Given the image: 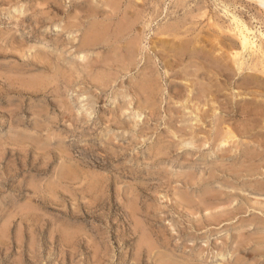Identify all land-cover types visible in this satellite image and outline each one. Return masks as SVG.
Wrapping results in <instances>:
<instances>
[{
    "label": "rangeland",
    "instance_id": "obj_1",
    "mask_svg": "<svg viewBox=\"0 0 264 264\" xmlns=\"http://www.w3.org/2000/svg\"><path fill=\"white\" fill-rule=\"evenodd\" d=\"M259 56L248 0H0V264H264Z\"/></svg>",
    "mask_w": 264,
    "mask_h": 264
},
{
    "label": "bare ground",
    "instance_id": "obj_2",
    "mask_svg": "<svg viewBox=\"0 0 264 264\" xmlns=\"http://www.w3.org/2000/svg\"><path fill=\"white\" fill-rule=\"evenodd\" d=\"M50 1V0H49ZM111 1V0H110ZM248 1H250V2H252L253 4H255V5H257L259 8H261L262 10H264V0H248ZM124 4V3H123ZM99 5V4H98ZM128 6V5H127ZM107 8V7H106ZM104 9H105V7H104ZM114 11V10H113ZM131 11V10H130ZM137 11V10H136ZM97 12V11H96ZM88 13V12H87ZM98 13V12H97ZM100 13V12H99ZM106 13V12H105ZM90 14V13H89ZM109 14V13H108ZM112 14V13H111ZM132 13H130L129 15H131ZM140 14V13H139ZM139 14H138V16H139ZM102 15V14H101ZM116 15V14H115ZM121 15H122V12H121ZM134 15H135V13H134ZM127 16H128V14H127ZM135 17H137V15L135 16ZM140 17H141V15H140ZM140 17L138 18V19H140ZM107 18V17H106ZM110 18V17H109ZM131 18V17H130ZM134 18V17H133ZM95 19V18H94ZM111 19V18H110ZM109 19V20H110ZM120 19V18H119ZM137 19V20H138ZM105 20V19H104ZM118 20V19H117ZM78 21V20H77ZM98 21V20H97ZM108 22V21H107ZM72 23V22H71ZM114 23V22H113ZM117 23H118V21H117ZM121 23V22H120ZM123 23H124V21H123ZM129 23V22H128ZM231 23L233 24V28L230 30L231 32H233L234 33V35H236V37L238 38H235L236 40H238L239 41V48H240V51L239 52H234V53H231L230 55H228L227 56V54H226V56L225 55H223L222 53L220 54V56H219V58H216L215 60H214V62L213 63H215V64H218L219 66H221V67H223L225 70L227 69L226 67H224V66H222L221 65V62H223V59L225 60L226 58H232V60H233V62H230V63H234V66L238 69V70H242L243 69V66H244V64H245V62L244 61H242L241 60V58L243 57V55L245 54V52H251L252 53V55H259L260 54V48H258V46H257V44H256V40L254 41V36L252 37V35L253 34H251V31L243 24V23H241L237 18H235V17H232V19H231ZM122 24V23H121ZM125 24V23H124ZM118 25V24H117ZM218 25V24H217ZM211 26V25H210ZM230 26V25H229ZM110 27V26H109ZM109 27L108 26H106V25H104V26H101V25H99L98 23H93L92 25H91V27L89 28V30L87 31V33H86V35H85V42L84 43H86L87 45H95V44H97V43H101V42H104V41H106V39L108 38V36H109ZM114 27V26H113ZM173 27H175V26H173ZM177 27V26H176ZM176 27H175V29H176ZM222 27V26H221ZM87 28V27H86ZM180 28V27H179ZM80 29V28H79ZM113 29V28H112ZM127 28H125V26L124 25H120L119 24V26L116 28V31H115V35H118V34H120V33H122V31L123 30H126ZM131 29V28H130ZM178 29V28H177ZM137 30V29H136ZM169 30V29H168ZM135 31V30H134ZM181 31V30H180ZM169 32H170V30H169ZM177 32V31H176ZM188 32V31H187ZM187 32H186V36L185 37H187ZM192 32V31H191ZM229 32V31H228ZM131 33V32H130ZM134 33H137V32H134ZM133 33V34H134ZM139 33V32H138ZM174 33V32H173ZM190 33V32H189ZM132 34V35H133ZM170 34V33H169ZM114 35V36H115ZM168 35V34H167ZM171 36V35H170ZM176 35H174L173 37H175ZM214 36V35H213ZM169 37V36H168ZM179 37V36H178ZM184 37V38H185ZM196 37V36H195ZM224 37V36H223ZM235 37V36H234ZM128 38V40L130 39V37H127ZM142 38V37H141ZM171 38H172V36H171ZM188 38V37H187ZM197 38V37H196ZM220 38V37H219ZM218 38V41L220 40ZM227 38V37H226ZM114 39V38H113ZM113 39H111V40H113ZM140 39V38H139ZM182 39V38H181ZM191 39H193L192 37H191ZM198 39H199V36H198ZM197 39V40H198ZM217 39V38H216ZM108 40V39H107ZM171 40V39H170ZM177 40V39H176ZM179 40V39H178ZM125 41H127V40H125ZM199 41V40H198ZM197 41V42H198ZM201 41V40H200ZM206 41V40H205ZM209 41V40H208ZM208 41H206L205 43H207ZM217 41V42H218ZM172 42V41H171ZM179 42V41H178ZM191 42V41H190ZM110 43V42H109ZM192 43V42H191ZM223 43V42H222ZM228 43V42H227ZM115 44V43H114ZM179 44V43H178ZM182 44V43H181ZM196 44V43H195ZM200 45L202 44V43H199ZM220 44V43H219ZM119 45H122V43H120ZM194 45V43L191 45V46H193ZM205 45V44H204ZM212 45V44H211ZM235 45V44H234ZM129 47H128V50H130L131 52H134L135 50H136V46H137V43L135 42V41H133V42H130L129 43V45H128ZM196 46V45H195ZM207 45H205V47H206ZM214 46H215V44H214ZM189 47H190V45H189ZM201 47V46H200ZM223 47H224V45H223ZM191 48V47H190ZM215 48H217V47H215ZM225 48H227V47H225ZM229 48H231V47H229ZM202 49H203V47H202ZM221 49V48H220ZM223 49V48H222ZM234 49V48H233ZM214 50H216V49H214ZM228 50V49H227ZM229 50H231V49H229ZM228 50V51H229ZM237 50V49H236ZM239 50V49H238ZM167 51V50H166ZM203 51V50H202ZM209 51V50H208ZM213 51V50H212ZM219 51H221V50H219ZM165 52V51H164ZM214 52V51H213ZM222 52V51H221ZM137 53H138V51H137ZM184 53V52H183ZM214 54V53H213ZM218 54V53H217ZM216 56V55H215ZM245 56V55H244ZM82 58V57H81ZM257 58V57H256ZM258 58H260L263 62H264V57L263 56H259ZM83 59H84V57H83ZM82 59V60H83ZM203 59V58H202ZM204 60V59H203ZM231 60V61H232ZM229 61V60H228ZM248 62V61H247ZM250 62V61H249ZM251 62H254L255 63V61H251ZM256 62H257V60H256ZM203 64H205V62L203 63ZM202 64V65H203ZM225 64V63H224ZM227 64V63H226ZM225 64V65H226ZM248 64V63H247ZM252 64V63H251ZM254 64H252V66H253ZM213 66V65H212ZM246 66V65H245ZM244 66V67H245ZM258 66V65H257ZM259 67H261V66H259ZM246 68V67H245ZM258 69V68H257ZM260 69V68H259ZM213 70H214V67H213ZM224 70V71H225ZM235 70V69H234ZM247 70V69H246ZM251 70H254V67L253 68H251ZM204 71H206V70H204ZM208 71V70H207ZM216 71V70H215ZM219 71V70H218ZM231 71V70H230ZM244 71V70H243ZM210 72V71H209ZM217 72V71H216ZM240 72H242V71H240ZM263 72V71H262ZM261 72V73H262ZM211 73H212V71H211ZM219 73H221V72H219ZM223 73V72H222ZM237 73V72H236ZM249 73H251V72H249ZM253 73H254V71H253ZM257 73H259V72H257ZM217 74V73H216ZM248 74V73H247ZM260 74V73H259ZM209 75V74H208ZM256 74H254V75H247V76H249L250 78H251V81H252V83H254V84H257L258 83V77H256L255 76ZM210 76V75H209ZM216 76V75H215ZM263 77V76H262ZM247 78V77H246ZM249 79V78H248ZM156 83V82H155ZM158 83V82H157ZM244 84H246V83H244ZM246 85H248V83L246 84ZM251 85V84H250ZM197 86V85H196ZM205 86H206V84H205ZM209 86V85H208ZM214 86V85H213ZM243 87H244V85H242ZM252 86V85H251ZM251 86H250V88H251ZM256 86H258V85H256ZM146 91L148 90V91H150L152 94L154 93V83L152 82V81H147V82H145V84L142 86ZM210 87V86H209ZM255 87V86H254ZM259 87V86H258ZM256 88V87H255ZM254 88V89H255ZM214 91V90H213ZM219 91V90H218ZM222 91V90H221ZM254 92V91H253ZM256 92H258V91H256L255 90V93ZM264 92V91H263ZM261 93L259 92V95H260ZM215 96V95H214ZM219 96V95H218ZM210 97V96H209ZM212 97V96H211ZM211 97H210V99H211ZM257 98V97H256ZM256 98H254V99H256ZM259 100V99H258ZM209 101V100H208ZM212 101H214V100H212ZM216 101V100H215ZM210 102V101H209ZM208 102V103H209ZM206 103V102H205ZM211 103V102H210ZM215 103V102H214ZM249 103V102H248ZM248 103H247V105H245V106H249L248 105ZM251 104V103H250ZM194 105V104H193ZM253 105H254V103H253ZM203 107V106H202ZM204 107H206V106H204ZM249 107H251V106H249ZM255 107H258V106H256L255 105ZM255 107H253L252 108V110H251V108H248L250 111H248V113L249 114H251V115H254V117H258V116H256V115H259L260 113L259 112H261V115H263V121H264V111L263 110H261V111H259L257 108L255 109V110H253ZM261 107V106H260ZM196 109H197V107H196ZM203 109V108H202ZM207 109V108H206ZM247 109V110H248ZM260 109H262V108H260ZM198 110V109H197ZM200 110V109H199ZM198 110V111H199ZM214 110V109H213ZM213 110H211V111H213ZM243 110H245V107H244V109ZM246 110V111H247ZM196 111V110H195ZM201 111V113H202V110H200ZM204 111V110H203ZM207 111V110H206ZM215 111V110H214ZM213 111V112H214ZM245 112V111H244ZM196 113V112H195ZM200 112H198V114H199ZM204 113V112H203ZM206 113V112H205ZM212 113V112H211ZM197 114V113H196ZM210 114V113H209ZM201 114H199V116H200ZM211 115V114H210ZM197 115H195V117H196ZM209 116V115H208ZM207 116V117H208ZM212 116V115H211ZM215 116V115H214ZM201 117V116H200ZM197 118V117H196ZM202 119V118H201ZM213 119V118H212ZM203 120V119H202ZM218 120V119H217ZM254 121H255V119H254ZM252 124V123H251ZM225 129V128H224ZM263 130V129H262ZM222 133H223V131H222ZM245 134V133H244ZM218 137V136H217ZM216 137V138H217ZM235 137L236 136H234L233 134H232V132L230 131V130H227L226 132L224 131V135H223V138H222V142L220 143L222 146L223 145H226V144H230V143H232L233 145L235 144V141H234V139H235ZM220 139V138H219ZM212 140H213V135H212ZM236 140V139H235ZM261 141H262V139H261ZM260 140H259V142H261ZM207 142V141H206ZM263 142H264V139H263ZM237 143V142H236ZM258 143V142H257ZM258 144H260V143H258ZM220 145V146H221ZM219 146V145H218ZM218 146H217V148H218ZM220 146H219V148H220ZM222 146H221V148H222ZM237 146V145H236ZM238 149V148H237ZM249 149V148H248ZM219 150V149H218ZM230 150H231V148H230ZM216 151H217V149H216ZM248 159H249V157H247ZM223 159V158H222ZM253 160V159H252ZM251 161V160H250ZM244 163V162H243ZM250 163V162H249ZM245 164V163H244ZM222 165H224V164H222ZM221 166V165H220ZM247 167H249L248 165H247ZM234 168V167H233ZM261 169V168H260ZM248 170V169H247ZM249 171V170H248ZM261 171V170H260ZM247 172V171H246ZM75 173V172H74ZM240 173V172H239ZM242 173H244V172H242ZM253 173H255V172H253ZM236 174V173H235ZM247 175H249L248 173H247ZM70 176H68V178H69ZM248 177V176H247ZM254 177V176H253ZM246 178V177H245ZM187 182V181H186ZM188 183V182H187ZM190 184V183H189ZM188 185V184H187ZM179 191V190H178ZM181 199H182V197H181ZM186 200V199H185ZM188 200V199H187ZM182 202V201H181ZM192 202V201H191ZM218 202V201H217ZM224 203V202H223ZM189 204V203H188ZM207 206V205H206ZM205 206V207H206ZM215 207V206H214ZM217 208V207H216ZM214 209V208H213ZM218 209V208H217ZM211 210H212V208H211ZM246 244H247V242H246ZM246 244H243V245H246ZM165 260H167V259H165ZM169 260V259H168ZM173 262H174V260H173ZM166 264H167V262H165ZM176 263V262H175ZM179 263V262H178ZM168 264H170V263H168ZM180 264V263H179Z\"/></svg>",
    "mask_w": 264,
    "mask_h": 264
}]
</instances>
